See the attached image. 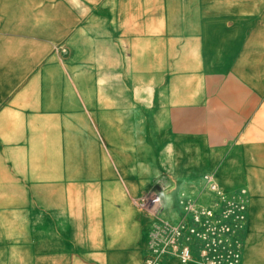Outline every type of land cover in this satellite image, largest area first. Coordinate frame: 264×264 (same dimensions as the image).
Segmentation results:
<instances>
[{"label":"crops","instance_id":"crops-1","mask_svg":"<svg viewBox=\"0 0 264 264\" xmlns=\"http://www.w3.org/2000/svg\"><path fill=\"white\" fill-rule=\"evenodd\" d=\"M207 176L247 190L243 264H264V0H0V210L24 239L31 208L64 223L8 264H146L133 200L160 190L176 222Z\"/></svg>","mask_w":264,"mask_h":264},{"label":"built area","instance_id":"built-area-1","mask_svg":"<svg viewBox=\"0 0 264 264\" xmlns=\"http://www.w3.org/2000/svg\"><path fill=\"white\" fill-rule=\"evenodd\" d=\"M206 180L212 193L210 204L198 207L186 202L176 222L163 218L166 198L160 190L133 200L151 220L146 264H161L166 258H176L180 264H243L248 192L243 188L226 194L213 176Z\"/></svg>","mask_w":264,"mask_h":264},{"label":"rangeland","instance_id":"rangeland-1","mask_svg":"<svg viewBox=\"0 0 264 264\" xmlns=\"http://www.w3.org/2000/svg\"><path fill=\"white\" fill-rule=\"evenodd\" d=\"M109 25L112 26L111 33H113L119 41L123 32L115 25V23L113 26L109 22ZM75 69H85V67H82L80 64H71V83L77 82L78 79ZM109 76V74L102 75L103 79L106 81H109ZM96 81L99 82V78L96 77ZM82 82L92 86L95 82L94 76L88 74L83 78ZM0 205L3 206L2 204ZM10 214L11 212L9 209L0 210V264H8L9 261L13 260H16V262L21 260L22 263H29L37 258L44 257L45 249L41 250L39 248V243L40 239L44 240L47 228L61 230L64 226L59 211L47 209L39 205L37 210L31 208L29 213H27L31 216L28 219L23 220V225H26L33 232H36L35 235H27L24 239V235L22 234L20 236V234H15L13 231L11 234L7 233L6 225L13 222V219L9 218Z\"/></svg>","mask_w":264,"mask_h":264}]
</instances>
